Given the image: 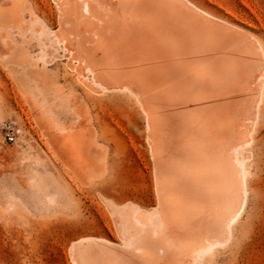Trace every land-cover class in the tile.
<instances>
[{"label": "bare ground", "instance_id": "6f19581e", "mask_svg": "<svg viewBox=\"0 0 264 264\" xmlns=\"http://www.w3.org/2000/svg\"><path fill=\"white\" fill-rule=\"evenodd\" d=\"M51 1L56 21L47 0H0V57L41 137L73 163L72 193L54 204L45 183L38 212L64 207L58 222L85 227L75 264H240L263 46L197 1ZM136 161L140 190L124 178Z\"/></svg>", "mask_w": 264, "mask_h": 264}, {"label": "rangeland", "instance_id": "374dc122", "mask_svg": "<svg viewBox=\"0 0 264 264\" xmlns=\"http://www.w3.org/2000/svg\"><path fill=\"white\" fill-rule=\"evenodd\" d=\"M192 1H197L204 11L219 19L233 21L236 27L246 31L264 48V0ZM48 6L56 21L55 3L47 0L45 7ZM9 66L0 57V264H75L71 243L88 234L82 233L85 227L72 222H58L57 219L71 218L69 210L64 207L57 206L42 214L38 212L43 201L41 188L45 183L55 199L54 204L72 193L70 186L73 181L68 176L73 163L65 165L57 155L58 151L41 137L35 112L27 104L25 92L17 84ZM63 66L64 61H60V68ZM65 124H70V121ZM13 128L19 132L15 142L8 143L6 132ZM258 141L255 148L258 168L250 176L255 186L249 193L245 218L236 231L237 237L240 236L247 219L254 217L240 264H264L263 134L259 135ZM144 156L148 158V153L145 152ZM141 168L140 161H136L124 172L126 181L137 190L142 185ZM61 173L65 179L59 178L58 187L51 177ZM92 233L100 235L96 230Z\"/></svg>", "mask_w": 264, "mask_h": 264}, {"label": "built area", "instance_id": "2783aa9c", "mask_svg": "<svg viewBox=\"0 0 264 264\" xmlns=\"http://www.w3.org/2000/svg\"><path fill=\"white\" fill-rule=\"evenodd\" d=\"M18 132H19V129H16V128H13L12 130L7 131L6 132V141L8 143L15 142V139H16Z\"/></svg>", "mask_w": 264, "mask_h": 264}]
</instances>
